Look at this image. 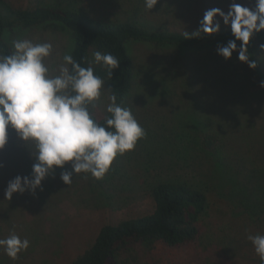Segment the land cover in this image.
Instances as JSON below:
<instances>
[{
	"label": "trees",
	"instance_id": "1",
	"mask_svg": "<svg viewBox=\"0 0 264 264\" xmlns=\"http://www.w3.org/2000/svg\"><path fill=\"white\" fill-rule=\"evenodd\" d=\"M243 1L247 2L249 7H254L255 0ZM232 2L233 0H172V6L160 13L162 6L157 7V4L149 11L144 7V0H32L26 5H20L13 0H0V53L10 54L14 37L27 30L41 28L68 32L72 39L68 53L82 66H88L96 51L111 53L120 61V67L114 70L111 77L106 68L98 65L93 67L96 75L107 80L112 94L117 96V103L122 106L132 94L139 76L130 51L131 44L145 42L163 47L175 46L184 50L206 48L211 59L207 68L203 69H208L211 73L209 82L205 80L207 84L204 85L203 77L195 72V75L201 78L196 79L197 82L192 85V89L199 88L201 93L208 94L204 98V108L200 109L202 112L198 113L197 109L187 111L190 115L186 121H190V125L188 126L186 121H180V126L185 123L186 127L178 126L180 128L175 131L176 135L168 134L163 141L165 144L173 142L175 156L184 158L185 162L194 160L193 167L185 173L192 179H186L184 175L183 179L153 183L149 189L154 201L152 212L103 225L93 243L68 264H122L121 256L138 245L158 250L198 243L204 236L209 235V232H203L202 226L210 214L211 201L215 197L211 189H222V192L231 186L232 190L226 192L232 202L237 200L234 210H242L240 214L236 213L237 215L227 219L216 233L221 242L226 241L229 236L237 238L241 234L253 235L252 230L256 227L264 229V113L263 124H258L260 127L257 129L255 128L258 125L251 112L244 111L245 115L241 112L239 115L233 114L232 120H239V134H228L227 131L223 133L222 130L213 129L208 125L213 123L211 120L216 115L209 117L213 110L207 109L208 102L211 106H222L224 104L220 103L218 98L228 104L229 95L236 98L239 94H246L243 85L241 89L238 88V92L236 89L239 82L236 83L237 81L227 77L238 53H234L231 59H225L224 66H218L221 62L217 59V47L234 39L231 29L218 17L221 24L219 33L190 39L184 34L185 31L191 33L199 28V22L206 10L220 8L227 13ZM236 2L239 3V0ZM148 19L155 20L154 25L147 22ZM177 20L184 23L182 28L175 25ZM239 43L237 41L238 46ZM256 44H264V33L257 34L249 48L251 58L258 65L255 72L264 80V64L256 56ZM212 61L213 69L209 68ZM214 76L217 77V83L223 87L214 82ZM193 77L195 79L194 75ZM223 89L227 97L222 93ZM195 94L196 92L191 93L194 100L200 98ZM258 98L260 102L264 100V90ZM91 110L95 119L103 124L104 116L99 118L93 108ZM220 121L223 122L222 125H234L231 119ZM11 133L8 142L10 147L7 144L3 150L4 157L8 156L10 160H5L7 164L0 162L3 164L0 169L18 171L15 168L19 167L17 158L22 155L27 161L26 166L32 170L35 161L29 156V149L33 148L35 151L34 145H29L25 153H16L18 146H23L24 143L18 138L10 137ZM226 137L239 138V143H244L245 151L227 150ZM255 142H263L257 150L252 144ZM205 159L210 164L207 177L200 171L202 160ZM9 174L17 176L14 171ZM25 175L27 174H23ZM103 195H106V192ZM35 213L34 217L37 219L39 212ZM40 218L43 219L41 216Z\"/></svg>",
	"mask_w": 264,
	"mask_h": 264
},
{
	"label": "rangeland",
	"instance_id": "2",
	"mask_svg": "<svg viewBox=\"0 0 264 264\" xmlns=\"http://www.w3.org/2000/svg\"><path fill=\"white\" fill-rule=\"evenodd\" d=\"M13 1L26 5L32 0ZM239 3L249 7V4L243 0H239ZM158 5L157 7H163L160 9V13H163L172 6V0H160ZM154 21L147 20L152 25ZM175 23L177 27L182 28L181 20ZM17 39H30L37 43L51 42L54 51L45 61L50 67L62 62L63 55L69 52L72 45L68 32L41 28L18 33L13 40ZM254 48L257 50L258 60L264 64V51L260 49V44H256ZM130 51L139 76L124 107L132 110L145 129L146 136L138 141L133 151L118 156L103 179L97 180L91 174L73 173L72 183L66 185L60 179V173L72 170L71 164L68 163L64 169H57L55 178L50 176L46 179L43 182V191L37 189L35 196L25 193L15 194L11 201L4 199L7 183L16 177V175H10V172L14 171L20 176L31 174L32 170L26 166L27 161L24 156L20 155L17 158L19 167L15 168L18 171L0 169V239L15 232L30 241V248L21 253L16 260L9 258L3 249H0V264H68L93 243L103 225L152 212L154 201L149 189L153 183L183 179L184 175L186 179H192L185 173L193 167L194 160L185 162L184 158L175 156L173 142L165 144L163 141L168 134L176 135L177 128L186 127L185 123L180 126V121L189 119L190 113L187 111L197 109L198 113H201L204 108L202 107L206 102L204 98L208 94L201 93L199 88L192 89V85L197 82L196 79L201 78L195 75V72L203 77L204 85L207 84L205 80L208 81L211 76L208 69L203 70L211 61L208 50L206 48L184 50L175 46L163 47L137 42L131 44ZM236 56L237 59L227 77L237 81L236 83L239 82L236 91L239 92L243 85L245 96L239 94L234 98L229 95L228 104L218 98L219 102L224 104L222 106H211L209 102L207 103V109L213 110L209 117L216 114L211 120L213 123L208 125L213 129L222 130L223 133L227 131L228 134L234 132L239 134V120H232V115H239V112L244 115V111L251 112L255 123L263 124L264 100L260 102L258 98L264 90L259 86L262 80L255 70L238 60V54ZM217 59L221 62L218 64L219 67L225 65L223 57L219 56ZM213 64L212 61L209 68L213 69ZM103 80L105 88L102 90L101 98L95 101L93 108L99 118L106 115L104 109L110 102L108 96L112 94L107 80ZM213 80L217 83V77ZM230 84H232L231 81ZM226 89L229 91V87ZM193 92H196L195 96L200 98L194 100L191 95ZM224 92L223 89L222 93L225 95ZM220 119L227 121L231 119L234 125H222L223 122ZM186 123L190 125V121ZM259 125L255 129L259 128ZM10 132H12L10 137L18 138L14 131ZM225 142L227 150L245 151L244 143L240 144L239 138L226 137ZM262 143L252 144L257 150ZM8 146L10 147V143ZM3 150H0V162L7 164L5 160L10 159L8 156L4 157ZM26 150H28L26 146L20 145L15 152L25 153ZM31 150L33 151V148ZM209 167L207 159L202 160L200 171L206 177ZM206 177L203 178L206 179ZM217 186H219L218 183ZM221 190L211 189L215 197L211 201L210 214L205 220V225L202 226L203 232H209L208 236H204L196 244L158 250L138 245L121 256L122 264H261L251 241L247 239L248 236L244 234L237 238L229 236L224 242L218 239L216 233L220 231L225 221L242 211L241 208L234 210L237 200L232 202L226 192L232 190L231 186L224 189L225 191L220 192ZM105 192L106 195H103ZM35 211L39 212L37 219L34 217ZM252 231L253 235L264 234L263 228L256 227ZM35 237L37 238L33 239Z\"/></svg>",
	"mask_w": 264,
	"mask_h": 264
},
{
	"label": "clouds",
	"instance_id": "3",
	"mask_svg": "<svg viewBox=\"0 0 264 264\" xmlns=\"http://www.w3.org/2000/svg\"><path fill=\"white\" fill-rule=\"evenodd\" d=\"M159 2L144 0V7L152 11ZM218 17L230 27L234 39L218 45L217 54L228 60L238 53V60L255 70L258 65L249 48L254 37L264 33V0H255L254 7L233 0L227 13L220 8L206 10L199 28L191 33L185 31V36L190 39L219 33ZM11 45L10 54L0 53V150L8 144L10 131H14L28 149L34 145L35 151H29L35 162L30 176L17 175L8 182L5 200L11 201L15 194L35 196L37 189L43 191V182L50 176L55 178L57 169H64L68 163L72 170L60 173L66 185L72 183L73 173L103 179L117 157L133 151L146 136L132 110L117 103L115 94L108 96L103 124L92 113L105 88L93 65L106 68L113 76L120 67L113 54L96 51L84 67L66 53L62 62L50 67L45 61L54 51L51 42L17 39ZM260 49L264 51V44ZM259 86L264 88V80ZM247 239L264 264V234H250ZM29 248V239L15 232L0 239V249L13 260Z\"/></svg>",
	"mask_w": 264,
	"mask_h": 264
}]
</instances>
